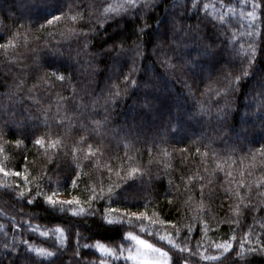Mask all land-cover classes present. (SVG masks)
<instances>
[{
  "label": "trees",
  "instance_id": "16d2710c",
  "mask_svg": "<svg viewBox=\"0 0 264 264\" xmlns=\"http://www.w3.org/2000/svg\"><path fill=\"white\" fill-rule=\"evenodd\" d=\"M123 2L0 0V45L11 41L0 47V261L134 264L127 257L135 241L125 239L132 232L166 251L158 234L171 233L189 252L173 249L170 257L190 264H264V252L247 251L264 244V187H257L264 185V0H198L199 10L191 0H139L103 12ZM253 3L255 20L246 15ZM77 12L84 18L70 19ZM226 12L230 23L218 20ZM53 16L60 19L49 24ZM177 32L187 39L175 41ZM89 145L97 152L86 160ZM132 168L140 172L128 178ZM93 186L104 194L89 207ZM53 191L60 200L78 197L85 212L52 211L43 195ZM125 210L157 223L145 220L141 232ZM56 227L65 229L62 244ZM24 241L54 255L39 256ZM97 241L117 249L115 258L83 248ZM224 241L235 251L202 258L219 255L215 245Z\"/></svg>",
  "mask_w": 264,
  "mask_h": 264
},
{
  "label": "snow or ice",
  "instance_id": "6c2138e0",
  "mask_svg": "<svg viewBox=\"0 0 264 264\" xmlns=\"http://www.w3.org/2000/svg\"><path fill=\"white\" fill-rule=\"evenodd\" d=\"M139 2V0H124V2L120 5H113L110 3H106L104 6H102L103 8V12L104 13H115L118 10H122L125 9V5L127 6L128 9L131 8H135L137 3ZM192 3V7L196 8V9H200L201 8V4L198 2V0H191ZM258 5L253 3L252 7H253V11L247 12L246 15L250 18H252L253 20L256 19V15H255V8ZM210 5L209 4H203V9H207L209 8ZM221 7H223V5H221ZM190 10V9H189ZM228 11L234 12V9H228ZM83 13L82 12H77L75 15H72L70 17V19H72L73 21H76L78 19H83ZM60 17L59 16H53L51 20H48L47 22L50 24L52 23L53 20H59ZM218 20L223 22V23H230L231 20L227 15V12L225 13V15L222 16H218ZM191 30H189L190 32ZM249 35H252V33H249ZM187 39V37H181L179 36V33L177 32L174 35V40L177 42H182L183 40ZM191 39L193 41H195L197 39L196 36H192ZM9 44H11V41H9L8 44H4V45H0V47H3L4 49H7L9 47ZM186 46V45H185ZM85 47H87V45H85ZM249 48L251 49V51L246 55V61L247 63L250 65L253 61V59L255 58L256 55V48L255 45H249ZM188 55H191V52L188 53ZM250 73L248 72L247 68H242V76L247 77L249 76ZM59 80H63L64 77L63 76H57L56 77ZM235 81L238 83L241 80V75H237L235 76ZM125 80H128V77L125 76ZM21 84H23V81H21ZM133 84H135V81H133ZM17 87H20V85H17ZM262 87H264V85H262ZM115 95H119V91H117L115 93ZM61 99H63V97H61ZM93 123L97 126V128L100 126L101 122L100 121H93ZM228 127H231V125H228ZM95 131V129H94ZM232 131L235 132V128H232ZM239 135V134H237ZM86 138L85 137H81V142H84ZM17 145H19L20 143H22L21 141L17 140L15 142ZM35 144L40 145L41 147L44 146V140L43 138H37L34 141ZM60 143L59 140L56 141H49L48 143V147L52 148V147H56V145H58ZM262 149H264V145L261 146ZM73 152H76V149H73ZM97 152V149L93 148L92 145L88 146V150L85 153L84 159L89 160L92 159L95 154ZM207 155V154H205ZM80 165H77V168H79ZM0 171H3V168H0ZM108 171L111 172L112 169L109 167ZM140 172V169L137 168H132L130 169V171L127 173L128 178H133V176L137 173ZM5 175H7V173H5ZM16 176H21L22 173L20 172H16L15 173ZM80 173L77 172V176H79ZM228 176H231V173L229 172L227 174ZM191 179V178H190ZM25 181L27 184V178L25 177ZM76 184V180H73V185ZM240 186L243 187L244 186V182L243 180H241L239 182ZM115 187H119L118 184L116 185H110L108 188V192L111 193ZM203 185L201 186V189H203ZM257 187H264V185L261 184H257ZM90 191V195L88 197V203H89V207H91V202L94 201L96 198H102L103 194H104V189L101 187L99 189V191H97V188L95 186H93L91 189H89ZM250 192V190H249ZM41 194V190H40V186L39 184L37 185V196H39ZM248 193H246L247 195ZM259 194V193H258ZM18 195L20 197H23L24 192L20 191L18 193ZM201 195H203V192H201ZM236 195H240L239 191L236 192ZM58 196V192L57 191H53L51 194H44L43 195V199L45 201V203L50 207V209L52 211H67L68 209L65 208V205H76L78 206L77 208H74L73 211V215H78L80 213L85 212L84 207L79 206L80 205V200L78 197H73L72 200H60L57 199L56 197ZM244 197H241V200H243ZM33 199L29 198L27 200V203L29 205L33 204ZM237 211H239V209H236ZM113 211L112 209L108 208L106 209V212H111ZM115 211L119 212V209H116ZM125 215L128 217V223L129 225H132L133 223V218L135 223L139 226L140 231L141 232H147L148 228L145 227L144 225V221L145 220H149L151 224H156L157 221L155 219H152L150 217H148V215L146 213H137V212H128L127 210H125ZM103 219H105L108 223H115L117 221L115 220H108V217L105 216L103 217ZM120 223H123L124 221L121 220L119 221ZM160 223H168L165 221H160ZM41 228L40 225H36L35 227H33L31 230L33 232L38 231ZM191 231V229L189 228V232ZM65 229L61 228V227H56L55 229L52 230V234L57 236V239L61 242V244L63 243L65 236ZM152 234V233H150ZM158 234V233H157ZM178 234V233H177ZM40 235L42 236H49V231L45 230L40 232ZM79 235V234H77ZM159 235V239L162 241H165L168 245H170V249L168 251H166L163 247H157L155 244L150 243L148 240L142 239L140 236L133 234L132 232H127L125 234V239H131L132 241L136 242V252L135 255H133L131 253V250H129V255L127 257V259H131V260H135L136 264H190V258L188 256H183V255H174L173 257H170V252L175 249L177 250L179 253H187L189 252V248L186 245H180L174 242L173 239H171L172 234L168 233L167 235H163V234H158ZM249 234L245 233V236L247 237ZM235 237H232V239H234ZM25 245L28 246V250L29 251H34L37 255L39 256H44V257H51L54 254L52 252H48L46 249L43 248H32L30 245H28V241H24L23 242ZM5 247H8L7 244H5ZM89 247H93L95 248L97 251H99L100 253H102L104 256H113L115 258L117 249L113 248V247H109L106 246L103 243H100L99 241H97L94 245H89V244H84L83 248L87 249ZM215 247L220 250V254L216 255V256H203V259H212V260H220L221 255H223L224 253H229L230 254V250L235 251V249L232 248V245L228 242V241H224L221 244H216ZM15 247L13 246V251L15 252ZM119 255H123L124 252V248L123 245L119 246ZM248 253H256V252H264V244H261L259 246V248L256 247H250L248 248ZM198 253H194L193 255H196ZM76 255H80L79 250H77ZM237 257H243L244 253L243 252H236ZM0 264H2V261H0ZM99 264H105L104 259H101Z\"/></svg>",
  "mask_w": 264,
  "mask_h": 264
},
{
  "label": "rangeland",
  "instance_id": "374dc122",
  "mask_svg": "<svg viewBox=\"0 0 264 264\" xmlns=\"http://www.w3.org/2000/svg\"><path fill=\"white\" fill-rule=\"evenodd\" d=\"M201 57V56H200ZM197 59H198V57H197ZM136 247H137V245H136V242H135V251H134V255H135V252H136ZM133 262H134V264H136V261L135 260H133Z\"/></svg>",
  "mask_w": 264,
  "mask_h": 264
}]
</instances>
